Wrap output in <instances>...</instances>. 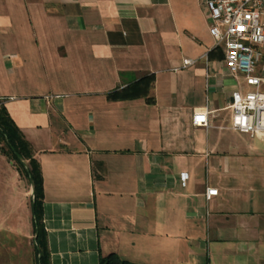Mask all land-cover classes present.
Returning a JSON list of instances; mask_svg holds the SVG:
<instances>
[{
	"label": "crops",
	"instance_id": "0c3cea01",
	"mask_svg": "<svg viewBox=\"0 0 264 264\" xmlns=\"http://www.w3.org/2000/svg\"><path fill=\"white\" fill-rule=\"evenodd\" d=\"M207 15L200 0H0V106L40 168L50 264H264V137L230 129L248 88ZM32 200L0 153V264H36Z\"/></svg>",
	"mask_w": 264,
	"mask_h": 264
},
{
	"label": "built area",
	"instance_id": "2783aa9c",
	"mask_svg": "<svg viewBox=\"0 0 264 264\" xmlns=\"http://www.w3.org/2000/svg\"><path fill=\"white\" fill-rule=\"evenodd\" d=\"M207 11L208 29L216 48L224 54V66L234 80H242L247 91L231 94L230 129L264 137V0H200ZM193 62L184 60L183 66ZM211 114L206 108L193 114L194 127L208 128ZM186 177L182 178L185 181ZM206 189L205 199L217 196Z\"/></svg>",
	"mask_w": 264,
	"mask_h": 264
},
{
	"label": "trees",
	"instance_id": "16d2710c",
	"mask_svg": "<svg viewBox=\"0 0 264 264\" xmlns=\"http://www.w3.org/2000/svg\"><path fill=\"white\" fill-rule=\"evenodd\" d=\"M142 84V85H141ZM144 83H136L113 93L114 99H131L142 96L146 90ZM0 153L15 167L18 173L30 184L33 200L31 204L34 223V251L36 264H50L47 237L43 226V182L40 168L30 145L10 119L3 106H0ZM99 264H129L117 255L100 258Z\"/></svg>",
	"mask_w": 264,
	"mask_h": 264
}]
</instances>
